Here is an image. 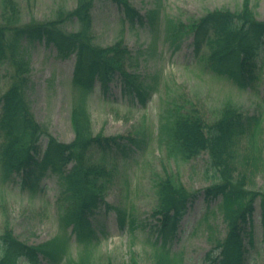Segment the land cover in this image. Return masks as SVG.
<instances>
[{
  "label": "trees",
  "instance_id": "trees-1",
  "mask_svg": "<svg viewBox=\"0 0 264 264\" xmlns=\"http://www.w3.org/2000/svg\"><path fill=\"white\" fill-rule=\"evenodd\" d=\"M98 1H112L121 6L128 22L144 23L142 16L128 0H77L68 12L60 10L48 21L31 19L20 23L15 0H2L0 13V67L8 69L9 85L0 97V167L4 179L14 182L22 191L44 193L43 177L47 171L60 177L62 191L58 197L60 235L38 246H29L13 235L8 223L0 233V264H38L39 255L49 264L58 263L67 254L69 228L81 246L80 259L67 264H93L96 230L88 217L102 205L104 192L113 179L115 159L141 150L148 134L141 128L135 133L106 137L93 134L88 111V96L99 80L104 90L118 74L125 89L145 101L144 84L126 68L138 64L129 48L118 40L105 47L92 43L90 31L92 10ZM150 27V11L146 14ZM75 20L78 29L68 31L65 24ZM193 35L196 55L205 68L220 77H227L239 88L253 87L259 79L258 51L264 39V22L256 20L249 0H243L238 13L216 10L201 19L191 18L169 35L172 43L180 36ZM44 39L57 56L64 59L75 55L72 87L77 96L70 111L74 132L72 142H59L34 119L27 104L26 91L30 60L23 43ZM206 45L208 53H203ZM177 48V47H176ZM155 82V79H152ZM167 109L159 127L158 142L170 155L194 158L200 151L208 153L207 166L212 183L204 193L207 200L220 197L219 208L227 222V235L219 243V255H208L210 264H241L245 244L252 246L255 204L260 207V224L264 252V190L249 188L255 174L264 164V141L260 139V119L227 103L217 119L207 123L196 111ZM169 175L158 184L160 215L155 227L153 264H181V258L171 252L179 230V219L196 192H189ZM122 220V219H121ZM133 264H136L133 261Z\"/></svg>",
  "mask_w": 264,
  "mask_h": 264
},
{
  "label": "rangeland",
  "instance_id": "rangeland-1",
  "mask_svg": "<svg viewBox=\"0 0 264 264\" xmlns=\"http://www.w3.org/2000/svg\"><path fill=\"white\" fill-rule=\"evenodd\" d=\"M142 15L154 11V24L149 27L130 25L123 21L119 7L111 2H97L92 11V43L99 46L112 45L122 40L138 59V65L127 68L140 79L157 83L150 87L149 98L142 105L134 95L124 90V81L119 75L103 91L96 81L87 106L91 116L93 134L106 137L128 135L145 128L148 138L143 151L133 150L125 158L115 159L112 182L104 195L106 202L139 222L136 230L130 231L129 223L119 227L115 210L101 208L92 219L104 233L93 251L95 264H131L134 255L138 264H152L149 228L154 223L158 207L156 183L173 175L188 190L198 192V198L189 206L181 220L180 234L172 246L183 259V264H206L205 257L224 239L227 224L218 207L220 198L206 201L204 189L211 184V172L207 169V155L201 153L192 160L179 156L168 157L158 142L159 126L167 109L195 105L207 121L218 115L220 108L231 102L250 114L262 117L260 137L264 140V44L259 50L260 78L254 88L239 89L232 81L207 71L194 54L192 36L180 41L174 50L167 36L173 25L186 23L190 17L201 18L208 13L229 9L238 12L243 0H129ZM19 9L20 23L32 18L51 20L60 10L70 11L76 0H15ZM256 18L264 21V0H249ZM2 0H0V13ZM1 16V14H0ZM68 31H75L77 24L68 22ZM30 59L27 104L35 120L61 142H71L74 135L69 114L77 94L71 84L75 57H57L53 46L44 41L31 45L23 43ZM9 84L8 72L0 67V97ZM48 189L44 194L22 192L14 183L5 182L0 173V233L6 223L16 238L29 245H39L60 235L58 196L62 190L56 174L46 178ZM254 190H264V164L248 185ZM258 203L254 213V246L248 248L243 264H264L261 251V225ZM130 218H128L129 220ZM66 260L76 263L80 259L79 247L67 232ZM40 264H48L42 260Z\"/></svg>",
  "mask_w": 264,
  "mask_h": 264
}]
</instances>
